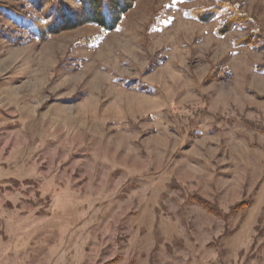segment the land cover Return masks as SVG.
<instances>
[{"label":"rangeland","instance_id":"obj_1","mask_svg":"<svg viewBox=\"0 0 264 264\" xmlns=\"http://www.w3.org/2000/svg\"><path fill=\"white\" fill-rule=\"evenodd\" d=\"M223 1L0 31V264H264V0Z\"/></svg>","mask_w":264,"mask_h":264},{"label":"trees","instance_id":"obj_2","mask_svg":"<svg viewBox=\"0 0 264 264\" xmlns=\"http://www.w3.org/2000/svg\"><path fill=\"white\" fill-rule=\"evenodd\" d=\"M17 4L0 3V17L12 23L14 31L0 25V31L12 41L35 38L39 41L82 24L113 30L134 0H13ZM20 3V5H19ZM191 15L200 22L221 18L216 33L224 35L245 21L239 12L223 0L207 7H195ZM264 45V37L256 31L237 37L236 45ZM225 73V72H224ZM206 206L207 201L199 200ZM240 204H237L239 207Z\"/></svg>","mask_w":264,"mask_h":264}]
</instances>
